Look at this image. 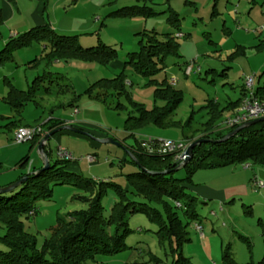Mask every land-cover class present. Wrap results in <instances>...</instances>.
<instances>
[{
    "label": "rangeland",
    "instance_id": "obj_1",
    "mask_svg": "<svg viewBox=\"0 0 264 264\" xmlns=\"http://www.w3.org/2000/svg\"><path fill=\"white\" fill-rule=\"evenodd\" d=\"M8 1L15 14L0 26V50L11 36L25 32L18 24L19 19H23L20 15L39 2ZM59 3L62 0H51L55 10L53 26L57 33L77 35V42L85 47L95 45L100 40L116 49L117 57L106 65L76 58L46 63L44 60L32 62L41 56L43 44L33 43L29 47L11 51V58L0 63V184L12 183V175L36 172L43 165L37 147H31L30 141L16 143L12 140L13 127L6 124L11 120L7 117L15 113L2 99L8 90L5 79L10 80L16 88L26 90L35 76L46 72L43 84L50 86L49 80L54 84V91L47 94L41 89L35 101L28 102L22 108L19 126H38L43 133L48 120L60 121L84 130L97 139L111 138L118 143H101L86 135L62 130L53 134L45 144L49 163L59 158L58 148L66 149L73 155V160L67 166L70 171L85 178L111 182L105 185L106 192L101 198L106 217L118 199L114 184L127 189L126 174L137 170L125 147L148 137L183 139L190 143L186 140L191 138L190 131H197L195 139L200 138L203 129L201 122L207 117L203 106L208 100L223 110L218 123L221 128L225 118L232 113L228 103L241 98L244 89L247 92L245 78L253 77V89L264 84V0H78L77 8L68 4L67 11L63 10L64 4ZM132 5L150 7L154 14L131 19L109 15L118 8ZM171 13L177 16L176 23L167 21ZM24 15V21L30 19L29 11ZM174 24L178 25L184 36L176 38L178 56L168 57L165 69L151 77H144L130 65L123 64L127 52L138 50L142 32H171L175 30ZM15 28L20 31L14 32ZM187 64H192L189 76L184 74ZM119 73L123 74L126 93L131 101L147 109L161 104L154 100V85L149 80L169 79L174 75V86L181 90L182 98L173 118L184 124L191 116V130L183 135L178 126L162 128L148 124L126 131L125 119L131 104L125 95L118 98L109 96L106 102L92 98L85 92L86 87L95 80L113 78ZM55 83L60 87L67 85L69 91H58ZM117 102L122 106L115 108ZM25 156V162L21 163ZM88 156L95 160L88 161ZM248 163V168L244 167L245 163L199 168L191 174V181L184 179L187 174L184 168L174 172V176L181 179L186 187L185 191L197 198L196 218L188 219L186 227L189 240L181 247L182 254L193 264H221L225 249L238 264H250L261 259L264 250V187H256L253 181L264 183V167ZM49 186L50 196L36 199L35 213L30 211L32 215L22 218L24 229L35 237L38 246L50 235L51 227L59 219L67 220L68 213L89 208V193L75 185L51 182ZM199 189L202 192L207 189L225 190V199H207ZM128 196L132 197L131 189ZM181 218L187 220L183 216ZM196 223L200 229L195 228ZM126 224L130 229L126 236V249L113 255H98L95 261L86 264L139 261L147 258L148 250L169 260L157 243L156 226L143 214L128 213ZM4 234L5 228L0 223V237ZM0 249H6L1 241Z\"/></svg>",
    "mask_w": 264,
    "mask_h": 264
},
{
    "label": "trees",
    "instance_id": "obj_2",
    "mask_svg": "<svg viewBox=\"0 0 264 264\" xmlns=\"http://www.w3.org/2000/svg\"><path fill=\"white\" fill-rule=\"evenodd\" d=\"M150 14H154L152 8L145 5L123 6L109 13L124 19L146 17ZM167 21L176 23L178 18L171 13ZM2 23L0 9V26ZM174 26L176 31L166 33H158L155 30L142 32L138 50L127 52L123 64L130 65L135 72L144 77H151L165 69L166 59L178 56L179 44L174 33L179 31V27L177 24ZM33 43L43 44L44 47L41 56L32 62L44 60L49 63L53 60L76 58L106 65L117 57L116 49L100 40L95 45L85 47L77 42V35L59 34L50 25L41 24L11 36L0 50V63L11 58V51L29 47ZM46 77V72L35 76L26 90L16 88L8 79L4 80L8 90L2 99L15 113L7 117L11 120L6 126H11L14 130L20 125L22 108L28 102L35 101L38 91L43 89L47 94L54 91L53 81L49 80L50 86L43 84ZM149 82L154 85V100L161 102L151 109L131 101L126 93L122 73L113 78L95 80L86 87L85 92L92 98L106 102L109 96L115 95L118 98L125 95L131 104V110L125 119L126 131L154 124L162 128L178 126L183 135L189 132L193 120L191 116L184 124L173 118L174 111L182 98L181 90L171 85L166 77L161 80L150 79ZM55 85L59 87L58 91H69L67 85L64 87H60L57 83ZM245 95L244 89L241 98L234 103H228L231 111L240 105ZM254 95L264 100V84L254 89ZM121 106V103L117 102L115 108ZM203 108L207 117L201 122L203 129L199 137L205 141L194 146L190 161L182 167L187 173L185 180L191 181V174L199 168H216L245 162L264 167V120L243 128L229 139L221 141L224 135L232 130L218 127L223 110L211 100H208ZM45 125L46 131L34 136L30 141L31 147H37L44 134L64 123L48 120ZM190 132L191 138H187V141L200 139H195L197 131ZM142 142L143 140H136L133 145L125 147V150L131 152L144 169H140L131 159L137 170L126 174L127 189L114 184L113 189L118 199L112 205L107 217L104 216L101 198L106 192L105 185H110L111 182L85 178L70 171L67 168L70 160L66 159L58 158L50 163L48 169L26 174V180L17 188L9 193L0 194V223L5 228V234L0 237V241L6 247L0 249V264H86L88 261H95L98 255L116 254L127 247L126 236L130 232L126 224L128 213H141L156 226L157 243L163 249L165 258L168 256L169 260L148 250L147 258L125 264H193L182 254L181 247L189 240L186 227L188 219L196 218L197 198L187 193L181 179L174 176L176 170L173 169L177 164L172 156L161 153L154 143L149 144L148 148L142 146ZM150 148H152L151 152ZM44 152L46 154L48 152L46 145ZM25 159L26 156L21 163H24ZM166 169L170 170L166 174L148 172ZM51 182L71 183L89 193V208L68 213L67 220L59 219L51 227L50 235L38 246L35 237L24 229L22 218H28L35 213L36 199L50 196ZM129 189L132 197L128 196ZM181 216L187 220H182ZM221 264H238V262L229 250L225 249L221 256ZM250 264H264V250L261 259Z\"/></svg>",
    "mask_w": 264,
    "mask_h": 264
},
{
    "label": "built area",
    "instance_id": "obj_3",
    "mask_svg": "<svg viewBox=\"0 0 264 264\" xmlns=\"http://www.w3.org/2000/svg\"><path fill=\"white\" fill-rule=\"evenodd\" d=\"M175 37L184 36L183 33L177 31L174 33ZM192 72V64H187L184 68V74L189 76ZM169 83L174 86L176 78L174 75L169 76ZM245 88L247 90L246 95L243 97L240 105L232 111V113L225 118L223 122L222 129H232L242 123H245L251 119L264 117V100L259 99L254 95L253 89V77L245 78ZM76 112V109H75ZM42 132L41 128L31 127V126H18L13 130L12 140L16 143L23 141H31L37 133ZM156 144L157 149L163 154H169L172 156L176 164L181 163L186 158V149L189 145V142H186L183 139H158L153 137H148L146 140H143L142 146L149 148V144ZM152 151V148L149 149ZM57 156L60 159L73 160V155L71 152L66 149L58 148ZM88 161H94V157L88 156ZM249 163L245 162L244 167L248 168ZM254 185L259 188L264 187V183L258 180H254ZM196 229H200V226L196 223ZM203 234L200 232V236Z\"/></svg>",
    "mask_w": 264,
    "mask_h": 264
},
{
    "label": "water",
    "instance_id": "obj_4",
    "mask_svg": "<svg viewBox=\"0 0 264 264\" xmlns=\"http://www.w3.org/2000/svg\"><path fill=\"white\" fill-rule=\"evenodd\" d=\"M264 120V117H259V118H254V119H251L243 124H240L239 126L235 127L233 130L229 131L227 134L224 135V137L221 139V141H224V140H227L229 139L230 137L234 136L237 132H239L241 129L243 128H246L258 121H263ZM62 130H67V131H70V132H74V133H79V134H83V135H86L88 137H91L95 140H97L98 142H101V143H113V144H117L118 143L116 141H114L113 139L111 138H104V139H97L96 137H93L92 134L84 131V130H81L79 128H76L74 126H71V125H68V124H64L60 127H57V128H54L53 130L47 132L46 134H44L41 139L39 140V143L37 145V151L39 152V154L41 155L42 157V160H43V165L42 167L36 171V173L38 172H41L42 170H46L49 168L50 166V163H49V160L47 159L46 157V153L44 152V145L46 144V142L48 141V139L55 133L59 132V131H62ZM201 141H205L204 139H198V140H195V141H192L189 143L187 149H186V158L179 164L176 165V167L173 169L174 171L179 169V168H182L186 163H188L192 157V152H193V148L196 144L200 143ZM210 141V140H209ZM128 155L130 156V158L135 161L136 165L140 168V169H144L141 164L139 163L138 160H136L134 158V156L132 155L131 152H129L128 150H126ZM170 170L169 169H166V170H163V171H148L149 173L151 174H160V173H163V174H166L168 173ZM27 178V175H23L21 178H19L18 180L8 184V185H5V186H1L0 187V194H4V193H9L11 191H13L15 188H17L20 184H22Z\"/></svg>",
    "mask_w": 264,
    "mask_h": 264
},
{
    "label": "crops",
    "instance_id": "obj_5",
    "mask_svg": "<svg viewBox=\"0 0 264 264\" xmlns=\"http://www.w3.org/2000/svg\"><path fill=\"white\" fill-rule=\"evenodd\" d=\"M11 1L13 2V0H11ZM54 1H57V0H54ZM77 1L78 0H62V3L64 4L63 10L65 9V11H67L66 6L68 4H71L72 6L71 5L70 6L73 8H77ZM62 3H59V4H62ZM59 4H58V6H59ZM52 6H53V4L51 5V0H39V2H37L34 5V7H32L31 9H30V7H28L27 9L24 10V12H23L24 14H27V12L29 11V15H28V17L30 18L29 20L24 21L25 15L21 14L19 12L21 14L20 15L21 17L20 16L19 17L23 18V19H19L18 24L21 27H23V29H25V31L30 29L33 26L41 25V24H48L54 29L55 27L53 26L54 25L53 24V22H54L53 18H54L55 10L53 9ZM0 9L2 11L3 21L14 17V14H15L14 8L8 0H0ZM68 9H69V7H68ZM18 31H20V30H17V29L14 30V32H16V33H18ZM76 112H77V110H76ZM229 114H231V113H229ZM64 124H69V123H64ZM22 125H25V124L22 123ZM19 177H21V175L20 176L12 175L10 177V179H11L10 181H15V180L19 179ZM8 183H11V182H5L3 184H0V187L7 185ZM200 193H202L203 196L207 199H214V198L225 199V190H223L222 192H219V191H214L212 189H207V190H205V192H202V190H200Z\"/></svg>",
    "mask_w": 264,
    "mask_h": 264
}]
</instances>
